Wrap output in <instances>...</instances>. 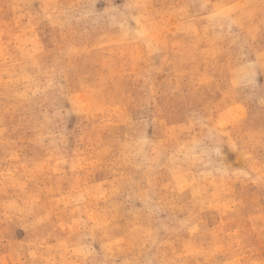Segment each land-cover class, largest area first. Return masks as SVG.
I'll list each match as a JSON object with an SVG mask.
<instances>
[{
	"label": "rangeland",
	"instance_id": "obj_1",
	"mask_svg": "<svg viewBox=\"0 0 264 264\" xmlns=\"http://www.w3.org/2000/svg\"><path fill=\"white\" fill-rule=\"evenodd\" d=\"M0 264H264V0H0Z\"/></svg>",
	"mask_w": 264,
	"mask_h": 264
}]
</instances>
